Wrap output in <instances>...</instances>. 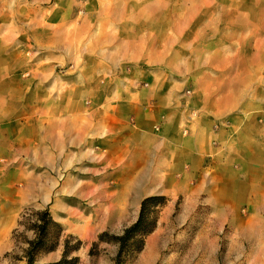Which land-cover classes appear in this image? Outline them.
<instances>
[{"label":"rangeland","instance_id":"rangeland-1","mask_svg":"<svg viewBox=\"0 0 264 264\" xmlns=\"http://www.w3.org/2000/svg\"><path fill=\"white\" fill-rule=\"evenodd\" d=\"M109 3L0 0V59L16 66L6 82L16 103L0 114L11 137L0 153V215L21 206L9 234L0 228V264H25L30 225L44 208L56 225H47L34 263L64 252L73 264H112L114 237L149 195L164 198L155 226L122 264H264V35L236 29L251 25L239 16L250 3L126 1L140 13H169L177 31L168 33L173 49L153 51L172 55V68L152 80L127 77L124 64L95 74L90 13H113ZM134 106L156 113L146 121L151 134L169 129L159 147L142 136L130 143L107 117L117 107L127 119Z\"/></svg>","mask_w":264,"mask_h":264},{"label":"crops","instance_id":"crops-1","mask_svg":"<svg viewBox=\"0 0 264 264\" xmlns=\"http://www.w3.org/2000/svg\"><path fill=\"white\" fill-rule=\"evenodd\" d=\"M98 1L103 2V0ZM126 1H129L130 5L134 2V0H109L111 5L107 11H112L113 13H90L88 30L91 43V64L95 67V74L104 76L114 73L116 67L124 64L129 67L125 75L127 77L130 76L133 80L138 77H147L150 80L158 76L162 77L164 74L159 71V68L167 65L172 68V55L168 61L166 53L159 51L155 55L153 51L157 49H173L176 46V38L168 34L169 32L172 34L173 30L176 31V28L171 24L172 21L168 22L166 20L169 13H144V11L140 13L135 8L127 6ZM236 1L250 3L251 13H239V16L242 20L243 16L251 17L252 20L250 26L237 27L236 29L240 30L241 28V32L244 31L245 34L255 35L258 40V35H264V6L258 8V4H264V0ZM120 3L122 4L119 6L118 4ZM121 10L122 13L119 12ZM150 14L156 16L158 20L153 22L151 20L152 17H149ZM157 23L162 27L160 30L155 27ZM7 52L8 50L4 51L5 54L2 55L8 56ZM147 62L151 64L149 68L155 71H141L143 70L142 66H145L144 64ZM173 64L177 71V62L175 61ZM12 67H16L14 63H7L5 58L0 59V99H3L0 102V114H10L11 108L16 103V91L6 88L8 81L11 80ZM130 112L127 119H125L126 114L119 112L117 107H113L107 112V117L112 119L114 123H120L122 128L128 133L130 143L140 142L139 139L142 136L147 143L154 141L155 147H159L168 138L169 129L166 126L161 129L159 134H151L149 132V125L146 121L149 118L156 117V113H151L137 106L132 107ZM96 125L98 126L97 123ZM197 130V128H194L192 136ZM2 131H5V128L0 129V153L4 155L8 150V146L11 145V137L10 133H3ZM94 131L96 130L94 129ZM185 141L189 142L190 140L186 139ZM191 153L198 154L199 145L194 147V151H191ZM143 175L139 174L137 176L143 178ZM139 182L132 190L135 193L133 198L141 192L142 186ZM20 208L21 206L14 213L3 212L0 215L2 235L9 234L10 230L15 226L17 211ZM57 258V255H55L54 260Z\"/></svg>","mask_w":264,"mask_h":264},{"label":"trees","instance_id":"trees-1","mask_svg":"<svg viewBox=\"0 0 264 264\" xmlns=\"http://www.w3.org/2000/svg\"><path fill=\"white\" fill-rule=\"evenodd\" d=\"M163 202L164 198L159 195H149L140 200L136 219L130 225L123 228L120 235L114 237L118 246L112 264H122L126 259L133 257L140 251L144 237L150 233L155 226L158 207H160ZM36 214L37 217L35 221L30 225L33 238L26 240L27 248L24 255L25 264H36L34 263V255L35 252L40 249L42 239L45 237L47 225H56L51 221L47 208H44L43 211ZM74 260V257L67 260L65 253L62 252L58 260L41 264H73Z\"/></svg>","mask_w":264,"mask_h":264}]
</instances>
